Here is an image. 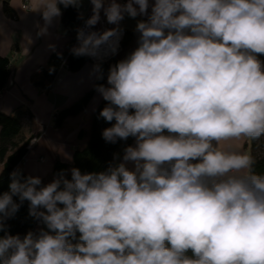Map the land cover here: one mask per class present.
<instances>
[{"label":"clouds","instance_id":"clouds-1","mask_svg":"<svg viewBox=\"0 0 264 264\" xmlns=\"http://www.w3.org/2000/svg\"><path fill=\"white\" fill-rule=\"evenodd\" d=\"M81 3L38 0L32 10L47 25L60 5ZM90 3L87 27L101 10L113 25L146 17L138 46L96 89L108 102L100 117L115 121L103 139L135 144L104 171L72 168L70 179L10 173L0 232L25 201L42 227L0 236V264H264V174L252 155L221 147L264 136V0ZM117 32L80 29L72 52L95 55Z\"/></svg>","mask_w":264,"mask_h":264},{"label":"crops","instance_id":"crops-1","mask_svg":"<svg viewBox=\"0 0 264 264\" xmlns=\"http://www.w3.org/2000/svg\"><path fill=\"white\" fill-rule=\"evenodd\" d=\"M153 2L150 0V5ZM26 3L30 4V8L25 7ZM37 3L38 0H0V55L8 56L12 68V85L0 92V110L9 112L19 104L29 105L32 119L25 126L26 133L40 131V134L33 153L22 163V168L32 176L41 177L42 182H51L57 176L53 173L56 160L69 165L74 149L85 145L91 113L102 96L96 86L84 110L65 117L59 126L54 124L55 113L93 87L98 72L96 63L89 61L77 71L61 67L46 90L32 84L31 76L37 68L46 63L52 52L64 50L69 40L61 16L46 25L41 12L32 10ZM4 4L13 10L14 17L5 13ZM74 8L83 20L93 6L90 0H82L80 7ZM141 19L145 18L138 16L133 19L125 15L119 25L106 23L107 30L117 28L133 33L132 39L116 51L115 56L119 61L138 46L139 33L135 28ZM45 27L46 33L38 35L40 29ZM104 86L108 87L106 84ZM247 140L222 142L221 147L249 154ZM134 144L135 139L131 145ZM38 156H44L46 161L39 162ZM127 167L131 170L134 166L128 163Z\"/></svg>","mask_w":264,"mask_h":264},{"label":"trees","instance_id":"trees-1","mask_svg":"<svg viewBox=\"0 0 264 264\" xmlns=\"http://www.w3.org/2000/svg\"><path fill=\"white\" fill-rule=\"evenodd\" d=\"M60 8L62 13L61 20L69 35L67 47L62 51L52 52L46 63L40 66V70H36L31 76L32 84L44 90L50 87L61 67H65L70 71H77L85 63L91 61L90 57L87 55H74L70 48L81 23L78 11L72 6L65 8L63 5H60ZM3 9L8 16H15L13 10L7 4L3 5ZM132 37V32H124L121 45L127 43ZM258 59L264 63V54H258ZM118 62L119 60L115 55L96 61V65L100 67V72L97 73L94 86L69 105L59 109L54 115V124L59 126L62 124L65 117L75 115L84 110L94 92V88L98 85H108L107 76L109 74V69ZM51 68H54V71L50 72L49 70ZM101 75L102 78H98ZM11 76L12 68L8 56L0 55V92L8 87L7 83ZM107 105L108 102L101 98L91 113L85 145L74 149L72 161L69 165L56 160L53 167V173L55 175L64 171L67 178L70 179V170L72 168H79L82 173L104 171L110 163L119 162L114 160V155L118 154L122 158L124 148L131 145L134 138L130 137L127 141H118L115 144L108 143L103 139V130L111 127L112 123H115V121L111 123L107 122L99 115L101 110ZM31 119L32 112L27 103L17 105L9 112L0 110V193L9 190L10 173L13 171L19 170L25 177L31 175L22 168L21 164L23 155L27 152L26 145L29 139L39 134V132H33L28 137L24 135L25 123ZM164 134L167 135L168 133L165 131ZM246 146L249 149V154L255 159V172L264 174V138L260 137L255 140L248 139ZM42 183L47 184L49 182ZM17 202L19 201L17 200ZM35 225L36 220L29 216V205L28 202L25 201L15 216L6 221L5 232H0V236L7 233L19 235L23 238L28 231H33L35 229ZM78 237L79 233H77V241ZM77 241L73 242L75 243ZM188 255H191V252H189Z\"/></svg>","mask_w":264,"mask_h":264},{"label":"built area","instance_id":"built-area-1","mask_svg":"<svg viewBox=\"0 0 264 264\" xmlns=\"http://www.w3.org/2000/svg\"><path fill=\"white\" fill-rule=\"evenodd\" d=\"M123 2H125V0H123ZM25 7L30 8V4L26 3ZM150 13V11H149ZM93 12H92V8L88 10L86 16L83 18V20L80 23V26L78 27L80 29H83L84 32L90 33V32H97V33H102L104 31H106V21H105V15L103 13V10H101L100 13V20L99 22L92 27H87L85 22L87 19H89L92 16ZM146 19V17H144ZM124 37V31L119 29L117 34H115L114 36H112L108 42L102 44L99 46L98 49H96V53L95 55H92L90 57H96V56H105L106 58L112 56L115 54L116 49L119 46L120 41L122 40V38ZM79 45V42L77 40V35L75 40L72 42L71 44V49H73L74 47H77ZM115 49V51H113ZM40 70V67L37 68V71ZM30 146V145H27ZM23 159V158H22ZM36 224H39L38 221H36Z\"/></svg>","mask_w":264,"mask_h":264},{"label":"rangeland","instance_id":"rangeland-1","mask_svg":"<svg viewBox=\"0 0 264 264\" xmlns=\"http://www.w3.org/2000/svg\"><path fill=\"white\" fill-rule=\"evenodd\" d=\"M120 2L121 3H123V0H120ZM150 12H151V10H149ZM87 14V13H86ZM86 16V15H85ZM82 21V20H81ZM105 21H106V23H107V19H106V17H105ZM80 26V25H79ZM79 29V28H78ZM77 32H78V30H77ZM76 35H77V33H76ZM76 38V37H75ZM75 40V39H74ZM122 40H123V38H122ZM122 40L120 41V43H119V46H118V48L116 49V51L121 47V42H122ZM116 53V52H115ZM115 55V54H114ZM113 56V55H112ZM91 61H93V60H91ZM93 62H96V61H93ZM12 85V81H11V78L9 79V81H8V83H7V86L9 87V86H11ZM7 87V88H8ZM7 88H5V89H7ZM4 89V90H5ZM78 114V113H77ZM76 115V114H75ZM30 121V120H29ZM29 121H27L26 123H25V126L27 125V124H29ZM27 131H26V127H24V135L26 136V137H28V136H30L33 132H31V133H26ZM39 132V134H40V131H38ZM39 134L37 135V136H33V137H31L30 139H29V141H28V143H27V145H30V146H27L26 145V148H27V152L23 155V159H22V163H24V162H26V160H28V157L30 156V154L31 153H33V151H34V148H35V145H36V141H37V139H38V136H39ZM262 138H264V136H262ZM38 161L39 162H44V161H46V158L44 157V156H38ZM21 163V164H22ZM40 227H42V225H40V224H36L35 225V229L33 230L34 232L35 231H37Z\"/></svg>","mask_w":264,"mask_h":264},{"label":"water","instance_id":"water-1","mask_svg":"<svg viewBox=\"0 0 264 264\" xmlns=\"http://www.w3.org/2000/svg\"><path fill=\"white\" fill-rule=\"evenodd\" d=\"M90 59L93 60V61H99V60H102V59H106V57L105 56H96V57H90Z\"/></svg>","mask_w":264,"mask_h":264}]
</instances>
